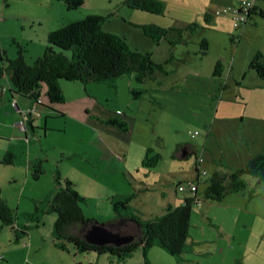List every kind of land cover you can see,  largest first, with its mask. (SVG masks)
Returning a JSON list of instances; mask_svg holds the SVG:
<instances>
[{
    "label": "rangeland",
    "instance_id": "obj_1",
    "mask_svg": "<svg viewBox=\"0 0 264 264\" xmlns=\"http://www.w3.org/2000/svg\"><path fill=\"white\" fill-rule=\"evenodd\" d=\"M84 1L85 6L79 9L84 18L98 9L105 17V30L124 38L134 51L148 53L154 63L164 67L165 73L158 72L143 83H138L133 73L116 78L119 96L103 102L107 108H118L119 113L137 119L133 140L123 145L131 150V164L139 163L136 151L141 144L149 145V157L160 155L152 169L158 168L172 178L165 187L166 196L160 193L162 183L146 182L147 190L142 192L136 185L134 198L128 202L130 213L147 221L154 217L150 210L154 212L170 198L176 209L175 200L182 202L188 196L194 200L188 238L179 256L155 245L145 254L138 248L124 260L109 252H79L58 240L53 232L56 214L49 210L55 171L72 181L85 199V218L100 225L114 220L112 202L119 198H106L114 190L126 189L125 182L106 176L105 166L100 170L98 166L89 170L83 166L85 159L98 165L97 153L73 128L66 133L59 129L45 133L41 126L39 135L29 131L25 139L24 134L17 138L8 130L5 111L0 108V197L13 209L14 217L12 226L0 220V264H264V232L247 221L249 215L264 220V181L246 173L249 160L264 152V78L249 67L258 52L264 56V18L253 14L239 29L234 28L228 16H213L216 9L226 8L217 0H157L165 6L162 14L135 10L125 0ZM55 12L44 0H0V16L9 18L2 24L0 47L13 57L18 45L24 47L27 63L33 64L37 58L34 46L45 39L31 21L42 16L53 19ZM148 24L168 30L166 38L154 42L141 27ZM188 25L196 27L184 30ZM29 38L34 45L21 43ZM203 40L207 42L206 54L202 53ZM218 61L221 71L214 74ZM1 84L8 85L5 79ZM132 89L140 93L134 96ZM7 106L14 112L13 104ZM30 114L39 116L33 109ZM130 126L128 122L127 128ZM179 143L188 154L175 161L170 156ZM7 152L13 155L11 163L4 162ZM72 153L77 156L66 158ZM216 171H244L240 176L246 185L243 192L247 202L238 193H230L218 205L205 203V189ZM144 172L142 167L135 178H144ZM188 182L199 183L198 197L177 190L178 183ZM152 190L153 194L146 195ZM156 213L159 217L165 214L159 209Z\"/></svg>",
    "mask_w": 264,
    "mask_h": 264
},
{
    "label": "trees",
    "instance_id": "obj_2",
    "mask_svg": "<svg viewBox=\"0 0 264 264\" xmlns=\"http://www.w3.org/2000/svg\"><path fill=\"white\" fill-rule=\"evenodd\" d=\"M61 1L67 10H77L83 6L84 0H57ZM125 4L135 10L147 11L153 14H162L165 6L157 0H125ZM256 7L249 12L254 13ZM264 18V13L259 12ZM208 16V14H206ZM105 17L88 15L79 22H72L67 26L60 27L50 32L46 38L47 47L43 53L35 59L33 64H28L24 57V47L18 45L14 58H8L0 49V83L8 77L11 90L17 95L26 96L34 103L38 102L40 95L45 90V98L49 105L62 104L63 93L59 86V80L74 82H111L116 78L133 73L138 83L147 79H153L156 73H165L160 63H154L148 53H140L131 49L124 38L107 33L102 24ZM144 33L154 42L166 38L167 31L156 25H142ZM195 25H188L184 30H194ZM178 33L183 30L173 29ZM207 42L203 40L202 53L206 54ZM70 52V54L67 53ZM250 69L258 76L264 78V57L258 52L249 63ZM221 63L217 62L214 74L220 73ZM134 96L140 91L131 90ZM117 127H124V123L116 119L109 120ZM151 149L147 150L142 160L146 168L156 166L158 157H149ZM13 155L6 153L4 162L11 163ZM244 172H214L209 180V185L204 192V201L220 203L230 193L243 191L246 186L240 174ZM39 173V171H38ZM246 173L264 181V152H260L249 160L246 165ZM38 178V175H34ZM55 187L49 200V210L56 214L53 232L58 240L70 243L79 252L95 251L99 254L109 252L124 260L131 257L140 248L143 254L148 248L158 246L166 250L172 256H179L183 252L184 244L188 238L190 228V215L193 199L186 198L182 206L173 209L169 207L165 214L154 217L151 220L142 221L131 217L129 221L139 226L137 240L119 248L114 246H94L85 242L84 233L93 225L98 224L85 218V199L74 189L72 181L62 179L55 171ZM1 195V193H0ZM119 200H113L114 220L116 223L125 218L122 214L129 209L128 202L134 196H118ZM117 199V198H116ZM12 208L0 197V220L5 225L12 226L14 217ZM114 232V226L110 228ZM65 249L62 243L57 244Z\"/></svg>",
    "mask_w": 264,
    "mask_h": 264
},
{
    "label": "crops",
    "instance_id": "obj_3",
    "mask_svg": "<svg viewBox=\"0 0 264 264\" xmlns=\"http://www.w3.org/2000/svg\"><path fill=\"white\" fill-rule=\"evenodd\" d=\"M44 1H46L48 6H50L52 9H56V12H55V17L53 19L47 20V18H43L42 16V17H35L31 21L32 25L36 24L38 29L41 30L39 32L41 35H43L42 39H45L46 41V42L44 41L42 44H38L34 46V52L36 54L35 55L36 57H39L43 53V51L46 49L47 47L46 38L50 32L60 27L62 28L64 26H67L72 22H79L83 20L85 16V14L83 15V13L79 11L80 8L77 10H67L65 8V5L61 1H57V0H44ZM217 1L219 2L218 4L220 6L230 7V6L238 5L242 0H217ZM119 4L120 2L117 3L116 6H118ZM84 6H85V1L82 7ZM255 7H256V10L254 13H251V15L258 14L260 16L259 14L260 11L264 13V2H262V0H256ZM91 15L101 16L102 13H99L98 9H95V13ZM0 18L2 19L0 20L1 22L0 32L2 34V24L5 25L8 22L9 18L5 17L4 19L3 16H0ZM228 20L230 21V19ZM102 28L103 30H105L103 24H102ZM105 32L111 33V31L109 30H105ZM29 39L30 40L28 39L22 40L24 42H21V43L25 44L26 42H31V45H34L32 44L33 43L32 38H29ZM0 49H2V51L5 52L8 58H14L13 55L6 52L4 50L5 48H3L2 46L0 47ZM25 60L27 62L26 58ZM3 79L7 81L8 85L3 86L0 83V108L1 110L4 109L5 111V114H4L5 124L7 127H9L8 130L12 131L14 137L22 138V134H24L23 138L25 139L26 137H28L29 131H32V133L35 135H39V132L37 131L39 130L41 126H42V129H44L45 133L52 131L51 129H54L53 131H56L55 129H59V130H62L61 131L62 133L63 132L66 133L68 130H71L73 128L77 135L81 133L79 139H82L83 141L85 139L86 140L85 143L87 147H89L90 150L94 152L96 151L97 153V158L95 160L99 162L98 165L97 163L90 164L87 162V159H85L83 166H85L88 170L97 169V167L95 166H98V170H100L104 168L105 166L104 171L106 172L105 174L106 176L113 175L116 178H121V180L125 182L126 189H123L121 191L114 190L113 192H110L108 194V197L106 199L110 200V198H113L114 196L115 197L134 196L135 191L137 190H133V189L136 188L135 187L136 185H138L139 192H142V190L144 189L147 190L146 185H145L146 182L147 184H152L153 182L154 184H157V185H160L162 183L164 186V189L160 193L162 196H166L165 187H167V185H170L172 181V178L169 176V174L160 173L158 171V168H156L157 166L155 167L156 169H152V168H146L145 166L142 165V160L144 158V155H146L147 150L150 149L149 145L144 146V144H141V149H139V152L136 151L137 153L136 159L138 158L140 164L137 162L136 164L135 163L131 164L129 160V155L131 154V150L123 146L124 143L130 140H133L135 126L137 122L136 117L132 118L130 115L121 114L119 113L118 108H116V110L109 109L106 107V105L103 102V101H108L109 99L111 100L115 99L116 96L118 95V91L116 88L117 85L115 82L116 79L111 82H99V83L59 80V86L63 93L62 96L64 98V101L60 105L56 104L53 106L48 104L45 98V95H43L45 92L44 90H43V93L40 95L38 102L37 103L35 102L34 104V102L31 101L28 97L17 95L15 92L11 90V85L8 81L9 79L8 77H5ZM131 87L132 85L129 82L128 89L130 90ZM103 95H105L104 97L106 100H103V98L101 97ZM8 104L14 105L15 107L14 112L10 111L9 107L7 106ZM32 109L34 110V112H37L39 116L30 114ZM120 116L123 117L122 120H120ZM111 119H116L117 122L124 123V127L119 128L117 127V124L109 123V120ZM34 121H38L39 123L35 125L33 124ZM128 122L129 124H131L129 128H127ZM28 139L29 138H27V140ZM176 146H177V149L174 150V152H172V155L170 156V158L174 159L175 161H178L180 158L188 154V150L187 148L182 147L181 143L177 144ZM7 153H10V152H7ZM67 155L68 156H66V158H69V159L71 157L74 158L77 156V154H73V153L67 154ZM140 167L141 168L143 167L146 169V173L145 172L143 173L144 178H141V177L135 178V174L139 173L141 170ZM127 176L130 177V179L133 181V184L130 183ZM147 179L151 181H148ZM179 184L181 183H178V185ZM196 184L200 186L198 182ZM198 186H197V191L195 194L196 196L199 195ZM153 192H154L153 190L149 192L147 191L146 195L150 196L151 193L153 194ZM237 195H240V197L243 196L244 197L243 199H246V202H247V198L243 191L238 192ZM143 197L144 199H146L145 195H143ZM186 198L190 199L188 196H186ZM186 198L184 197V200ZM184 200L181 202L180 199L177 198V200H175L176 208L182 206L184 203ZM205 203H217V202L206 201ZM244 203H245V200L243 204ZM172 204H173V199L171 200L170 198L169 200H167V204L162 203L160 207H158L157 209L165 213L169 207L174 208ZM129 209L124 214L125 216L124 222H122L117 229H120V228L124 229V228L129 227V228L135 229L139 234V231H140L139 226L129 221L131 217L134 216L138 218V216H135L134 214L132 216ZM156 210L154 212L150 210L149 212H151L152 216L156 217L158 216V213H156ZM111 212H112V217H114L113 208L111 209ZM250 216L251 215L247 217V221L249 225L252 228L256 227L258 232H260V230L261 232H264V220H260L258 217L255 218L256 215H253L251 217ZM154 217H152L151 219H153ZM111 222H108V223H111Z\"/></svg>",
    "mask_w": 264,
    "mask_h": 264
},
{
    "label": "water",
    "instance_id": "obj_4",
    "mask_svg": "<svg viewBox=\"0 0 264 264\" xmlns=\"http://www.w3.org/2000/svg\"><path fill=\"white\" fill-rule=\"evenodd\" d=\"M124 218L119 220L118 222L108 223L104 225L95 224L90 227L83 235L85 242L89 245L94 246H114V248H119L123 245L130 244L137 240L135 235L129 233H119L114 232L110 228L114 226V228H118L122 222H124Z\"/></svg>",
    "mask_w": 264,
    "mask_h": 264
},
{
    "label": "built area",
    "instance_id": "obj_5",
    "mask_svg": "<svg viewBox=\"0 0 264 264\" xmlns=\"http://www.w3.org/2000/svg\"><path fill=\"white\" fill-rule=\"evenodd\" d=\"M256 0H242L239 5H234L226 8H218L212 12L213 16L229 17L232 21L234 28L239 29L240 26L247 22L249 12L254 8ZM0 20H2L0 18ZM198 134L197 132L195 133ZM197 184L195 183H181L177 186L179 192L188 191L190 194L195 195L197 191Z\"/></svg>",
    "mask_w": 264,
    "mask_h": 264
},
{
    "label": "flooded vegetation",
    "instance_id": "obj_6",
    "mask_svg": "<svg viewBox=\"0 0 264 264\" xmlns=\"http://www.w3.org/2000/svg\"><path fill=\"white\" fill-rule=\"evenodd\" d=\"M115 230H117L119 233H129V234H132V235H135V236H138V232L135 230V229H132V228H120V229H117L115 228Z\"/></svg>",
    "mask_w": 264,
    "mask_h": 264
}]
</instances>
